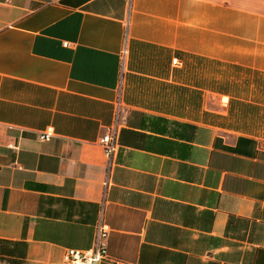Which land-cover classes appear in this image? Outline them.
Listing matches in <instances>:
<instances>
[{
	"label": "crops",
	"instance_id": "obj_1",
	"mask_svg": "<svg viewBox=\"0 0 264 264\" xmlns=\"http://www.w3.org/2000/svg\"><path fill=\"white\" fill-rule=\"evenodd\" d=\"M104 201L111 264H264V0H0V264L89 250Z\"/></svg>",
	"mask_w": 264,
	"mask_h": 264
},
{
	"label": "built area",
	"instance_id": "obj_2",
	"mask_svg": "<svg viewBox=\"0 0 264 264\" xmlns=\"http://www.w3.org/2000/svg\"><path fill=\"white\" fill-rule=\"evenodd\" d=\"M128 49L124 48L121 55L122 73L119 80V99L116 105L113 126L108 130V133L100 140V146L103 148L105 156L111 166L118 151V137L120 129L125 124V119L122 112L121 94L124 83V64L127 61ZM177 60L174 61L176 63ZM51 135L45 132L41 139L44 141L49 140ZM107 186V183H106ZM105 201L101 209L100 218L96 224L94 240L92 247L89 250L81 251L74 249L65 250L63 262L64 264H111L107 255V239L110 234V227L105 223Z\"/></svg>",
	"mask_w": 264,
	"mask_h": 264
},
{
	"label": "rangeland",
	"instance_id": "obj_3",
	"mask_svg": "<svg viewBox=\"0 0 264 264\" xmlns=\"http://www.w3.org/2000/svg\"><path fill=\"white\" fill-rule=\"evenodd\" d=\"M261 11V10H257ZM245 46V43H243ZM238 61L239 64L243 66L233 65L231 62ZM246 57L240 58H230L224 57L223 64L221 66V73H219V80L220 89L216 91H223L232 94L234 97H237L242 100H246V82H247V75H246ZM243 86V87H238ZM207 101H208V108L222 111L228 109L230 107L232 112L229 116L231 119V124L236 127L238 130L242 132L247 131V122H246V104L239 103V104H229L230 101L228 99H221L220 96H214L211 93H207ZM238 102V101H236ZM227 106V107H225Z\"/></svg>",
	"mask_w": 264,
	"mask_h": 264
}]
</instances>
